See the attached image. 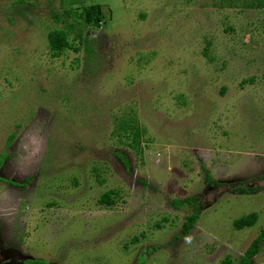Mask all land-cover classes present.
Listing matches in <instances>:
<instances>
[{"label": "rangeland", "instance_id": "obj_1", "mask_svg": "<svg viewBox=\"0 0 264 264\" xmlns=\"http://www.w3.org/2000/svg\"><path fill=\"white\" fill-rule=\"evenodd\" d=\"M246 2L0 0V264H238L264 213V8Z\"/></svg>", "mask_w": 264, "mask_h": 264}, {"label": "trees", "instance_id": "obj_2", "mask_svg": "<svg viewBox=\"0 0 264 264\" xmlns=\"http://www.w3.org/2000/svg\"><path fill=\"white\" fill-rule=\"evenodd\" d=\"M247 6L252 8H264V0H247L245 3ZM80 14V13H79ZM84 14V22L85 23H92L95 24L98 21L101 20L100 15V8L99 5L94 4L86 7L83 11ZM64 31L62 30H51L48 32V43L50 46V49L53 50L52 52L58 53L63 48L68 47V43L64 40ZM75 49V48H74ZM131 121V118H130ZM130 121H122L118 126L122 129L125 126L129 127L131 129V134L133 137L134 142H137V137L139 135V129L135 125V123H131ZM12 138V135L8 136V140ZM259 187H248L245 185H239L234 190L238 193H255ZM116 192L111 190H106L103 193H101L98 197L97 202L103 205H109L113 202V196H115ZM178 204L177 201H174ZM182 202H189L193 205V197H186L183 199ZM180 203V202H179ZM197 211L194 210V212L191 215H188L185 217V220L182 222L181 229L182 231L187 230V226L196 220L197 218ZM257 218L256 212L252 211L247 214L241 215L235 219L232 220V226L235 229H241L243 227H249L253 225ZM264 237V213L262 217V227L259 230L256 237L251 241L249 246L245 249L242 256L238 258V264H250V257L255 254L259 249V244ZM133 240L137 239L136 237H132ZM27 264H44L42 260H33V261H27ZM222 264H230V260L228 258H225L222 261Z\"/></svg>", "mask_w": 264, "mask_h": 264}]
</instances>
